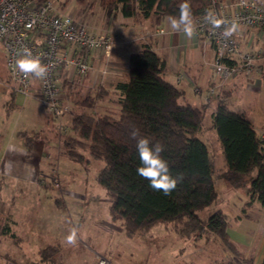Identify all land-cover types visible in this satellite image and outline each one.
I'll use <instances>...</instances> for the list:
<instances>
[{"label":"trees","instance_id":"16d2710c","mask_svg":"<svg viewBox=\"0 0 264 264\" xmlns=\"http://www.w3.org/2000/svg\"><path fill=\"white\" fill-rule=\"evenodd\" d=\"M43 1L46 0H39ZM74 1L81 13L98 2L106 17L119 13L124 17H153L157 22L168 16L178 18L179 5L184 2ZM187 3L192 19L206 12L210 5L209 0H187ZM127 68L126 79L117 82L113 90L119 96L116 99L118 117L74 114L70 122L73 135L63 137L65 156L82 163L85 156L79 149L87 148L91 156L104 162L96 182L110 196L108 214L122 221L127 236L146 232L158 222L182 236L200 238L212 233L233 253L225 264H254L230 240L226 232L227 217L221 210H215L205 219L196 213L216 200L214 160L197 136L204 129L207 104L195 106L184 102L183 90L165 78V60L148 45L130 54ZM104 94L97 90L95 95L88 93L76 103L93 107ZM210 118L209 127L216 131L226 163V168L217 172V176L233 188H246L250 201L257 200L264 206V141L243 113L230 109L223 101L210 112ZM133 129L139 130V137L163 146L161 156L171 176L178 180L170 194L153 189L149 180L138 175L140 159L137 140L131 137ZM57 252L56 247H45L40 252V260L49 261Z\"/></svg>","mask_w":264,"mask_h":264},{"label":"rangeland","instance_id":"374dc122","mask_svg":"<svg viewBox=\"0 0 264 264\" xmlns=\"http://www.w3.org/2000/svg\"><path fill=\"white\" fill-rule=\"evenodd\" d=\"M53 1L62 13L79 20L90 30L101 24L102 8L98 2L81 13L74 0ZM138 32L139 29L128 32L125 37L132 39ZM0 71L7 76L2 57H0ZM90 73L76 75L74 82L67 83L64 91L62 90V94L66 91L69 93L70 113L59 119L52 118L48 126L37 129L40 141L45 142L47 136H53V139L46 142L47 150L52 151L53 154L51 153L48 159L45 151L40 166V176L45 180V186L34 182H17L11 177L0 174V264H14L6 262L5 256L16 264L38 261L39 250L42 246H46L47 242L49 244L58 242L66 251L63 252L64 255L69 256L68 253H71L76 246L67 244L60 236L73 228L81 235L90 234L93 242L91 246L99 248L105 258L110 256L112 264L227 263L233 253L212 233L207 234L208 238L206 235L200 238L182 236L174 230L166 229L163 223L158 222L146 232L138 231L133 236H127L120 219L108 221L107 208L111 199L96 182V175L104 166V162L91 156L87 148L79 149L85 156V161L82 163L69 160L61 147L57 151L58 145L55 141L57 133L61 131L59 135L61 139L64 135H73L70 122L74 114H107L112 117L119 115V105L115 102L117 97L112 93L104 102H98L93 107L78 106L74 103L83 99L88 93L95 95V89L84 86L88 77L92 76ZM7 79L5 84L9 85ZM89 82L91 87L94 86V79H90ZM176 86L181 87L179 84ZM263 87L260 90L238 88L230 96L229 102L231 109L243 113L246 118L255 115L256 122L263 126L260 130H264ZM31 97L28 98H35ZM17 98H20L17 99L18 107H10L6 104L9 99L8 92L4 95L0 93V141L9 135L12 127L26 112L23 110V101L26 99L19 94ZM34 101L43 113L49 114L36 98ZM203 124L204 129L197 136L206 144L214 160L213 180L216 200L197 210L196 213L201 219H205L210 213L219 209L225 213L231 224L236 223L248 234L254 233L256 240L261 242L264 234V211L252 205L246 188H233L224 178L217 176V172L226 168V163L216 131L209 127L210 112H206ZM259 128L256 129L258 135L261 132ZM22 139V137H14V140ZM40 144L36 142L35 147L39 149ZM57 157L60 158V162L56 161ZM51 170H54L55 178L49 176ZM56 198H62L63 206L57 207ZM243 214L250 216V224L236 221L237 215ZM253 225L255 227H252ZM8 231L16 233L20 240L13 242L12 237L8 236ZM239 249L247 252L243 245H240ZM26 251L29 254H26Z\"/></svg>","mask_w":264,"mask_h":264},{"label":"crops","instance_id":"0c3cea01","mask_svg":"<svg viewBox=\"0 0 264 264\" xmlns=\"http://www.w3.org/2000/svg\"><path fill=\"white\" fill-rule=\"evenodd\" d=\"M101 12V24L95 27V29L92 31L98 32L100 29L106 28L113 31L116 37L111 53L108 57H105L100 51L97 50L92 51L90 55L89 62L93 66V69L87 73L92 72L90 73L92 76L88 77L89 79H87L84 86L89 89H95L96 91L99 90L103 94L105 90L108 91V93L104 94V98L98 99L96 103L104 102L105 98L111 93L115 94L117 98L119 97L118 94L113 91L115 84L126 79L128 72L127 65L130 54L141 50L145 45H148L165 60V78L175 85H181V87H177L181 88L184 92V102H188L195 106L205 103L206 91L213 75L212 63L214 59V51L211 47L199 42L194 35L192 38H188L183 33V31L176 32L171 30L167 24V17H164L157 22L153 17H124L119 13L110 18L106 17L103 11ZM136 29H139V32L135 33L137 36L133 37L132 39L125 37L128 32L130 33L131 31H136ZM159 29H162L163 31L159 32ZM260 49L264 55V45L257 41L252 32L248 31L241 40L242 52H256ZM262 63L264 64V58ZM104 68H106L108 72L102 74L99 70ZM178 74H184L185 77H183V79H181L179 82H176V75ZM4 75L6 74H2V71H0V93L4 95L6 92H8L9 99L7 100L6 104L7 106L16 108L18 107L19 103V101L17 103V95L13 94L9 85L5 84L7 76ZM74 79L75 77L71 83L74 82ZM90 79H94V86L92 87L91 83L89 82ZM263 86L264 71L253 78L240 76L239 78L231 79L223 85L221 93H223L225 97V104H227V106L231 109L229 106L230 96L235 92V90L238 88H244L243 90H260V88ZM194 87H198L200 92L195 93L193 91ZM65 93L67 94V91ZM30 98H26V100L23 101V110L26 111L25 114L21 115V119L15 123V125L12 127V130H10L9 135H7L5 138H2L0 141V174L11 177L17 182H34L35 184L38 183L41 186H45L46 182L44 179H41L40 176V166L43 153L45 151H47L46 158L48 159L51 153L53 154L52 151L49 152V150H47L46 144L49 139H53V136H47L45 138V142L40 141L38 138L37 129L38 127L44 128L45 126H48L50 124L49 120H52V117L50 114L43 113V111L34 101L35 98ZM215 99V96H211L210 100L213 101ZM74 103L77 104L76 101ZM206 104L208 106L207 112L215 110L213 105L208 103ZM77 105L80 106L79 104ZM23 113L24 112H22V114ZM248 119L251 121L256 134L257 128L260 127L259 130L263 129L261 128L263 126L256 122L255 115ZM260 131L262 132L264 130ZM60 133L61 131H59L57 133L58 136L55 137V141L58 145L57 151L59 147L62 148L63 143V138L61 139V136H59L61 135ZM15 136L22 137L23 139L14 140ZM36 142L41 143L39 149L35 147ZM56 161L60 162V158L58 159L57 157ZM49 176H53L52 178H55L54 170L50 171ZM55 203L59 208L63 206L64 202L62 198H56ZM252 205L256 206L257 208H261V210L264 211V206H262L257 200H253ZM108 221H112L110 215ZM227 221L228 226L226 232L239 253L244 257L252 258L254 264H261L264 259V234L261 242H259L253 235L254 233L248 234L241 227L236 225V223L231 224L228 218ZM236 221L238 223L241 222L242 224H250L249 222L251 221V218L246 214L237 215ZM121 225H123L122 221ZM165 227L168 229L166 225ZM252 227L255 226L253 225ZM7 233L8 236L12 237L13 242L20 240L16 233H13L12 231H8ZM69 233L70 231L62 233L63 235H61L60 238L66 240L65 238L67 235H69ZM90 237V234L81 235L79 232H77L76 243L73 244L76 246V248L71 251V253H68L70 254L69 256L64 255L63 252L66 251L58 242H52V244L47 242L46 246H42L40 248L39 254L45 247H56L58 252L54 258L49 261H41L39 258L38 261L33 262H36L37 264H98V257H100L105 259L108 264H112L110 256L105 258L103 256L104 254L101 255L102 253L100 252L99 248L91 246L93 242L92 238ZM240 245H243L247 249V252H242L239 249ZM26 254H29V252ZM5 261L16 264V262H13V260L7 256H5Z\"/></svg>","mask_w":264,"mask_h":264},{"label":"built area","instance_id":"2783aa9c","mask_svg":"<svg viewBox=\"0 0 264 264\" xmlns=\"http://www.w3.org/2000/svg\"><path fill=\"white\" fill-rule=\"evenodd\" d=\"M209 1L208 10L225 23L219 28L213 27L205 20L206 12L192 20L194 36L214 51L213 75L205 103L216 109L219 101L225 102L221 91L226 82L239 75L253 78L264 71L261 49L256 52L241 50V40L248 31L264 45V0ZM232 24L236 25V31L225 37V28ZM115 37V33L106 28L93 32L79 20L62 13L53 0H0V55L10 90L24 99L34 96L54 119L71 111L67 94H62L65 84L76 75L93 69L89 62L92 51H100L108 57ZM25 49L47 67L44 77L25 76L19 72L16 60L24 55ZM99 71L108 72L106 68ZM183 77L184 74L176 75V82ZM193 91L200 92L198 87ZM211 96L216 99L211 101ZM259 138L264 141V131ZM98 260L99 264H108L103 258Z\"/></svg>","mask_w":264,"mask_h":264},{"label":"clouds","instance_id":"9594fccd","mask_svg":"<svg viewBox=\"0 0 264 264\" xmlns=\"http://www.w3.org/2000/svg\"><path fill=\"white\" fill-rule=\"evenodd\" d=\"M205 20L219 28L224 21L216 19L211 10H207ZM168 27L176 32L183 31L188 37L192 38L195 34V27L192 20L190 6L187 0L179 5V17L168 16ZM236 31V25L232 24L231 27L225 28L223 35L230 37ZM16 67L19 72L25 76L32 74L38 78H42L47 73V67L44 66L38 57H33L31 53L25 49L24 55L16 60ZM131 137L137 140L136 148L139 154L140 166L137 168V173L141 177L149 180L150 186L153 189L161 190L165 195L170 194L176 188L178 180L171 176L167 162L162 158L163 146L159 143L153 144L146 137H139V130L133 129ZM137 137H139L137 139ZM77 230L73 228L69 235H67L66 243L73 245L76 243Z\"/></svg>","mask_w":264,"mask_h":264}]
</instances>
